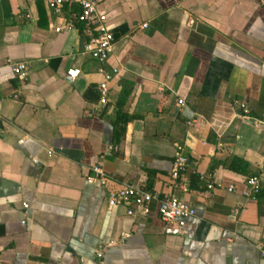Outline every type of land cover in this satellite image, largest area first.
Here are the masks:
<instances>
[{"label":"crops","instance_id":"crops-1","mask_svg":"<svg viewBox=\"0 0 264 264\" xmlns=\"http://www.w3.org/2000/svg\"><path fill=\"white\" fill-rule=\"evenodd\" d=\"M96 1L114 34L102 66L119 69L105 104L83 27L65 28L76 5L0 0V264H96L97 252L103 264H264V0ZM9 61L29 64L24 81ZM178 143L188 165L174 180ZM93 165L104 186L86 180ZM252 174L256 199L242 194ZM125 184L195 214L167 234L156 202L135 216L108 204Z\"/></svg>","mask_w":264,"mask_h":264},{"label":"built area","instance_id":"built-area-1","mask_svg":"<svg viewBox=\"0 0 264 264\" xmlns=\"http://www.w3.org/2000/svg\"><path fill=\"white\" fill-rule=\"evenodd\" d=\"M46 5L52 10L58 12L64 5H76L77 10L73 14V21H68L66 29L75 27L78 23L83 27V31L87 35V40L83 44V49L89 53L99 63V70L103 72V79L98 83L97 90L99 93V102L105 104L108 100L107 96L110 88V81L113 76L119 72L117 67H113L110 71L103 68V63L107 61L113 52L114 34L112 29L107 25L106 14L97 7L96 0H44ZM57 31L60 27L55 28ZM8 65L11 71L18 77L20 81H24L28 75L29 64L26 61H9ZM80 73L79 67H69L65 73L67 81H73ZM241 106V116L249 118V108L245 103L235 100ZM179 106L184 105V100H177ZM109 148H113L109 145ZM188 158L183 153V145L178 143L174 147L172 165L169 171L172 179L176 180L186 169ZM88 182H98L101 186L106 184V174L99 165L90 167V172L86 176ZM207 187L212 188L213 184L208 181ZM262 188V181L259 175L252 174L245 178V188L242 194L251 199H256ZM233 189V185L227 187L228 191ZM107 201L110 206L116 204L127 205L126 213L130 216L136 214L146 215L150 212L151 202H156L157 213L163 222L164 232L167 234H179L185 225L187 218L195 214L194 206L182 197L175 194H160L143 187L132 184H125L123 187L109 191ZM27 207V204L23 205ZM236 209L233 212L235 215ZM24 222V221H22ZM260 256L264 259V247L259 249ZM102 253L97 252L96 264H103L101 259Z\"/></svg>","mask_w":264,"mask_h":264},{"label":"trees","instance_id":"trees-1","mask_svg":"<svg viewBox=\"0 0 264 264\" xmlns=\"http://www.w3.org/2000/svg\"><path fill=\"white\" fill-rule=\"evenodd\" d=\"M121 100H122V97H121ZM118 122L119 123L125 122V112L121 109V103H119L118 105L117 121L114 122L115 127H116L115 137H118L119 135V126H117ZM246 165L247 163L241 158H233L230 164L231 168H233L234 170L240 171V172H243L245 170ZM197 179L198 177L196 175H192L191 180H190V185H192L194 182H197Z\"/></svg>","mask_w":264,"mask_h":264}]
</instances>
